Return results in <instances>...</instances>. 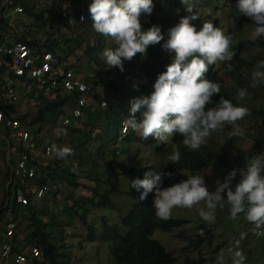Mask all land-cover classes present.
Segmentation results:
<instances>
[{
    "label": "rangeland",
    "instance_id": "374dc122",
    "mask_svg": "<svg viewBox=\"0 0 264 264\" xmlns=\"http://www.w3.org/2000/svg\"><path fill=\"white\" fill-rule=\"evenodd\" d=\"M30 1L36 2L35 10L37 12H40L47 5L48 8L51 6L50 0ZM179 1L181 2V0ZM62 2L63 5H65L67 12L71 13L73 9L82 12L83 19L72 18V21L69 25H59L60 32H62L66 38L65 42L69 43L70 46H73L77 42L78 46H76L73 51L71 49L69 51L67 50L66 55L64 52L59 50H57V52L64 59L69 61L77 60L81 65L85 66L87 62L89 63V54H87V52L86 54H83L82 50L87 46V41L92 43L91 39L93 37L94 29L92 26H87L86 23L80 24V22L85 20L86 11H88L89 4L91 2L89 0H62ZM192 2L195 5L194 11L199 16V19L192 21L197 30L202 27L204 22H211L210 20H212L214 17L216 18V25L214 26L220 28L224 33L226 30L231 28L232 22L228 12V6H226V0H222L218 5V8L213 7L214 4H217V0H192ZM164 10L165 11L161 14L158 9H156L158 12L153 14H155L157 18L164 20V22H171L172 25H176L179 23L181 17L188 15L184 6L182 9L180 8L176 12L170 11L169 7L168 9L164 8ZM42 15L45 16L46 12H43ZM16 16H21V14L17 15V13H14L13 15H10L8 19V22L12 25V31L15 35L11 37L12 39L17 38L20 34L24 35L27 32L36 35L42 30L41 25H39L40 23L34 24L35 21L33 20L32 16L28 18V15L24 13L21 18L22 23L17 21ZM141 16L145 21L150 23L153 22V18L149 15H144L142 13ZM44 24L49 26L48 19L44 20ZM254 28L255 25L246 24L242 29L241 34L234 35V38L236 39L238 36L251 38V33L253 32ZM36 36L39 37L41 41L46 40L47 38H57L56 33H53L51 30L44 33L42 32ZM263 37L264 36L259 38ZM106 39L105 46H109L111 42L114 43L111 38L106 37ZM232 51L234 52L235 58L233 56L231 61L217 62L215 64V68L219 75L220 82L224 86H229L231 83H233V77L237 72H239L246 82L244 87H237L236 103L234 105L245 107L249 110V114L245 116L244 119L237 122L241 129L244 130V135L230 136L229 134L231 132L232 126L225 124L226 128L222 126V128L211 134L213 136L215 148L218 150L219 147L221 148L222 157L218 160H211L207 165L191 171L185 168L175 167L173 174H177L179 179L175 180L170 177V179L165 184V187H169L174 183H179L189 176L200 175L203 176L209 192H214L216 188L219 187V184L224 181V178L227 176V174L231 171L230 165L232 159H234V161L237 162L240 167H242L250 163L251 157L253 156L264 157V83H258L256 87H252V74L256 71H264V67H261L262 63H264V49L256 44H253L248 45L247 47L241 46L240 51ZM97 53L98 50L96 51V54ZM73 54L75 55L73 56ZM98 55L102 61H105L102 52H99ZM174 56V52H168L164 49H159V51H157L156 57L153 59H150L147 53L144 56H141V54L137 53L133 57V59L136 60V69L140 70L141 73L147 78V88L154 91L153 85L155 81L148 80L160 73L158 70L160 66L166 67L169 65L173 61ZM162 58L165 62L161 64L159 63V60ZM245 59L249 60V62L247 63ZM238 60H244L243 64L235 65ZM229 65H231V67H229ZM89 68V70H91L90 66ZM97 89L106 99L108 103L107 110L109 113L111 112L110 109L112 108V104H114L120 97L125 96L123 90L119 89L118 87L113 90L107 86L99 85ZM20 90H23L22 86L18 87V93H20ZM240 90H245L246 92V95L242 99L239 98L238 95ZM0 101L3 104L1 96ZM39 101V99H25L20 93L18 100L14 104L15 112L17 114L25 112L27 117H30L39 107L41 102ZM94 101H92L90 104L92 107L95 106ZM68 105V103H64L62 105L64 112L69 111ZM3 106L5 105L3 104ZM140 117L141 115L139 118ZM59 118L60 115H57L53 124L45 122L40 125L41 121L33 122L35 127L38 125L40 126L39 132L38 134H35V136L40 138H43L42 136L48 137L52 141V145L55 144L61 147L67 146L73 149V146L76 144L77 133L76 131L69 130L68 128L58 126L57 122ZM101 119L102 122L99 126V133L101 132L100 129L102 128L104 122L103 115L101 116ZM21 122L22 121H20V123ZM26 122L27 121L25 120L21 124L24 125ZM26 127L31 131V127ZM31 133L33 132L31 131ZM133 133L138 134L135 136L140 138L139 132L133 131ZM7 137L9 138L12 146H15L16 139L10 134L7 135ZM120 137H116L115 141L110 142L109 144H104L103 146L104 150L106 151V156L109 155V148L113 149L116 155L113 158L112 164L117 181L120 183V190L117 193L110 194L111 200L115 202L114 206L110 207L109 209H106V206L91 207L86 213V222L84 223H81L76 217H74L71 223H66L63 220H60L57 224V228L61 234L60 237H62V248L70 255V258L66 263L123 264L119 262L117 263L114 257L111 255V252L108 248L111 240L108 239L107 241H104L100 238V224L98 222H96L95 228L92 229L95 237L99 236V238L94 240L86 239L88 226L87 222H89V219L93 221L98 220V217L95 216L100 215L102 217L108 218L105 220L107 228H114L117 231L122 229L119 223V217L127 210V206L130 204V201L125 193V190L129 185V181L125 179L120 174V172L122 168H126L129 163L133 165H143L148 163L161 164V162H169L174 164L169 160V158H164L161 160L158 157V154L154 152L152 145V143H156L163 146L164 143L169 140V138L164 142L153 138L150 142L140 143V139L137 138H134V140H128L124 139L125 136L123 138ZM55 138H59L61 142L56 143ZM98 143V139L91 141L90 148L93 150L96 149ZM169 143L172 142H167L166 145ZM96 157L99 158V162H102L100 156ZM48 159L49 158L42 159L41 163H46V160ZM68 159L69 157L63 159V165L65 167H67ZM15 160L16 158H14L13 161L11 160L12 165L14 164ZM71 166L74 168L75 162L72 163ZM7 167L9 168L6 162V150H2V139H0V208L4 206L3 203L7 199V196H10V193H5L8 179ZM79 180L85 183H90L89 180L83 177H79ZM238 180L239 176L233 179V189ZM47 185V193L36 200V202H33V206H24L16 214V239L19 245L22 247L28 243H31V241H34L28 237H25L27 222L33 221V219L29 217L31 208L35 210H39L40 208L47 209V211L50 210L56 214L64 204L71 203V197L68 196V199L65 198V196H67L69 193L72 194V197L76 199L78 198V201H81L83 196L89 195L88 190L84 187L72 186L70 184L65 185L63 183H47ZM53 192L55 195L52 194ZM198 209H204L205 211L208 210L206 208L205 202H201L200 204L193 206L191 209L174 208L171 217L184 219L182 223L179 226L170 227L168 230H161L158 228L153 230L152 236L157 238L163 244L165 249L174 256L172 261L165 264H216L218 261L225 260L230 255L233 256V252L235 250L242 251L246 256L245 264H264V238H262V240L256 239L254 236L250 235V232H247L248 229L247 225L245 224L247 219L245 218L244 213L238 214L236 219L233 220L230 218L229 207L227 204H224L223 206L217 205V208L214 212V219L211 222H207L200 217ZM6 218L7 214L5 213V210H1L0 231L2 228V223L6 220ZM40 218L46 222V225L43 226L46 230H48L46 234L51 236L52 229L50 231V218H48V216L45 217V215H41ZM31 228L32 227H29L28 229ZM195 233H199L201 236L196 238L195 243H193L189 240L193 238ZM242 233L246 234L243 239H241ZM237 241H239L238 248L236 247ZM214 246L217 247L214 251H212ZM58 247H60V241ZM230 249L232 251H230Z\"/></svg>",
    "mask_w": 264,
    "mask_h": 264
},
{
    "label": "trees",
    "instance_id": "16d2710c",
    "mask_svg": "<svg viewBox=\"0 0 264 264\" xmlns=\"http://www.w3.org/2000/svg\"><path fill=\"white\" fill-rule=\"evenodd\" d=\"M14 1L16 3H19L22 8L20 11L14 12L17 13V15L21 14V16H16L18 22L22 23L21 18L22 15L25 13L28 15V18L32 16L33 20L35 21L34 24L40 23L39 25H41L42 30L39 31L36 35H39L42 32H47L49 30H51L53 33H56L57 35L56 39L47 38L46 40L41 41V39L35 34H30V32H27L24 35L20 34L15 39L23 40L27 44L34 45L36 48L49 49L55 55L58 53L57 50L64 52L66 55L67 50L69 51L71 49L73 51L74 48L78 46L77 42L73 46H70L69 43L65 42L66 38L59 30V25H67L65 17L69 13L66 11L65 5H63L62 0H50L51 6L49 8L48 5L45 6V8L42 9L40 12H37L35 10L36 2H31L30 0ZM89 1L92 2V0ZM217 1V4L213 5L214 8H218V5L221 3L222 0ZM226 1V6H228V12L231 17L232 25L230 29L226 30L225 34L232 36L231 50H235L237 52L240 51L241 46L247 47L248 45L253 44H256L264 49V37L258 38L256 40L244 36H238V38L236 39L234 38V35L241 34V31L246 24H254L250 18L245 17L239 13L236 5L237 0ZM168 7L170 8V11L176 12L178 9L183 8V4L179 0H154L153 10L151 14L143 13L144 15H149L150 17H152L153 22H147L144 20V18H142V16H140L142 31H147L149 27L155 24L160 26L161 32L164 35V40L155 45H150L147 48L146 53L150 59L156 57L157 51H159V49H163L162 45L166 42L168 38V30L171 27L175 26L172 25L171 22H164V20L157 18L156 15L153 14L157 13L158 11L162 14V12L165 11L164 8L168 9ZM156 9H158V11H156ZM3 11V14L0 15V41H8V39H12L11 37L15 35L12 31V25L8 22V19L11 15L8 12L9 9L5 7ZM77 11L73 9L71 15L75 16ZM43 12H46L45 16L42 15ZM45 19H48L49 26H46L44 24ZM210 21L211 23H213V25H216L215 17L212 18V20ZM85 23L87 24V26H92L89 11H86L85 20H83V22H80V24ZM91 40L92 43H89L87 41V46L82 50L83 54H86V52L87 54H89L88 64L91 67V70L89 71L97 70L98 72H104L107 76H109L110 73L114 74V77L109 76L102 79V81L97 84V87H99V85H103L113 90L118 87L119 89L123 90V93L125 95L124 97H120L114 104H112L110 113L107 110L108 103L104 107L99 106V94H97V96L93 100H91H95L94 107L89 104V106L83 108L81 116L74 117L69 114V111L64 112L62 108V105L64 103H68L69 108L73 104V93H62L58 89L50 90L44 93L41 88H36L35 94L32 92V90H22L21 92V95L25 99H39L41 101H39V107L30 117H27L25 112L17 114V117L20 119V121H27L26 123H24V125L21 124V126H29L31 127L30 129L33 134H38L40 126L38 125L35 127L33 122L41 121L40 125L45 122L53 124L57 115H60L57 125L68 128L69 130L76 131L77 133L76 144L73 146L72 149L73 155L68 156L69 159L67 161V167L63 165V159L54 157L53 154L51 158L46 160V163L44 164L41 163V160L44 158H40L36 160L38 162L37 164H35L36 172L34 181H36L38 184H70L72 186L84 187L89 192V195L83 196L81 201H78V198L76 199L72 197V194L69 193L67 196H65V198L68 199V196L71 197V203L64 204L56 214H54L50 210L47 211V209L42 208H40L41 210H35L33 208L30 209L29 217H31L33 221L27 222L25 237L34 240L33 242L36 243L40 248L39 250L41 257L37 264H69L66 262L70 258V255L67 251L62 248V237H60L61 234L57 228V224L60 220H63L66 223H71L72 219L76 217L78 221L84 223L86 222V213L91 207L106 206V209H109L110 207L114 206L115 202L111 200L110 194L117 193L120 190V183L117 181V178L114 173V167L112 164L113 158L116 155L113 149L109 148V155L106 156V151L104 150L103 146L104 144H109L110 142L115 141L116 137L118 136V119L119 116L128 108V106H131L129 102L134 98L150 95L151 92H153V90L147 88V78L141 73L140 70L136 69L135 59L123 62V72H121L116 67L109 68L105 61L101 60L98 53H103L105 49L109 48L115 50L117 45L111 42L109 46H105L107 40L106 37L101 34H98L97 32H95V30ZM97 50L98 53L96 54ZM74 55L75 54H73V56ZM243 61L244 60H238L235 65L243 64ZM245 61L247 63L249 62V60L246 59ZM164 62L165 61L163 60V58L159 60V63L161 64ZM158 70L160 71L159 74H161L166 71V67L160 66ZM5 71L6 65L0 64V77ZM158 75L154 76L148 81H156ZM205 78L212 82L218 83L221 86L220 93L213 95L212 103L207 105L206 109L215 107L216 104L219 103L220 97L231 101V103L235 105L237 87H244L246 85L245 80L239 74V72L234 75V81L233 83H231V85L224 86L223 84H221L219 75L215 68V64L209 66V71L206 73ZM101 97L104 98L102 93ZM2 102L5 106H3L0 101V108L3 110L4 113H6L7 104H5L4 101ZM138 113L136 114V117L139 120L141 117L139 118L140 114ZM102 115L104 122L102 128L100 129L101 132L99 133V126L102 122ZM223 127L226 128V125H224ZM135 135L138 134H134L131 129H128L127 132L124 133L120 138H123L124 136V139L128 140H134V138H137L140 139V143L150 142L154 138L152 136H149L147 139H142L141 135L140 138ZM42 137L45 138V136ZM95 139H98L99 143L96 149L93 150L90 148V142ZM55 142L59 143L61 142V140L59 138H55ZM167 142L172 143L166 145ZM167 142L164 143L163 146L156 143H152L154 152H156L158 154V157L162 160L164 158H169L174 152L179 151L180 160L178 163L171 164L169 162H161V164L148 163L143 165H133L129 163L126 168H122L120 174L130 182L131 180L137 178L143 179L144 173L146 171H154L162 175L161 188H164L165 184L170 179V177L175 180L179 179V176L177 174H173V170L175 169V167L185 168L191 171L207 165L211 160H218L222 157L221 148L219 147V150L215 148L212 135L207 139L206 144L202 145L199 150H190L189 148H187L183 144V137L178 133H175L172 137H169V140ZM96 156H100L102 162H99V158H97ZM231 161V170L244 168L240 167L238 163L234 161V159H232ZM74 162L75 167L73 168L71 164ZM165 173H171V176H166L164 175ZM79 177H83L89 180L90 183L80 181ZM47 191L45 193H47ZM140 191L142 192L143 189H141ZM9 192L10 188L8 183L5 193L8 194ZM54 192L52 193L53 195H55ZM125 193L130 201V204L127 206V210L123 212L119 217V223L122 229L120 231H117L114 228H107L105 220H107L108 218L98 215L95 216L98 217V220L93 221L89 219V222H87L88 226L86 239L94 240L98 239L99 236L104 241L110 239L111 242L109 243L108 248L117 263L119 262L123 264H165L167 262L172 261L174 259V256L168 250L165 249L163 244L157 238L152 236V232L155 228L161 230H168L170 229V227L179 226L184 219L174 217H170L168 220L158 219L155 216V210L152 207V203L154 200V192L148 193L147 198L143 201H139L140 192H137L135 189L129 187V185L125 190ZM6 207L7 205L1 207L0 212L1 210L4 211ZM15 207L16 206L13 205L11 210L14 211ZM16 214L17 213L15 212V217ZM41 215H45V217L48 216V218H50V231L52 229L51 236H48L46 234L48 230L43 227L44 225H46V222L44 220H41ZM96 222L100 224V231L98 237H95V234L92 229L95 228ZM245 224L247 225V232H250L251 236H254V238L261 240L262 238H264V234L260 236L251 234L252 223L246 220ZM29 227L32 228L28 229ZM16 234L17 230L15 229L14 234L10 237V239L15 238ZM200 236L201 235L199 233H195L193 238H190L191 240L189 241L195 243V239ZM59 241L60 247H58ZM216 247L217 246H214L212 248V251H214ZM216 264H233V256L230 255L225 260L218 261Z\"/></svg>",
    "mask_w": 264,
    "mask_h": 264
},
{
    "label": "clouds",
    "instance_id": "9594fccd",
    "mask_svg": "<svg viewBox=\"0 0 264 264\" xmlns=\"http://www.w3.org/2000/svg\"><path fill=\"white\" fill-rule=\"evenodd\" d=\"M181 3L188 15L181 17L179 23L168 30V38L162 45L165 51L175 53L174 59L166 66V71L158 75L150 95L129 102V115L122 125L125 132L131 129L139 132L142 139L152 136L162 142L178 133L187 148L199 150L211 134L225 124L232 126L230 136H243L244 130L237 122L244 119L249 110L234 106L223 97L215 107L206 109L212 103L213 95L220 93L221 87L206 79V73L210 65L233 59L232 36L211 22H204L197 30L192 23L199 19L194 11L195 5L192 0H181ZM236 5L239 13L250 18L255 25L251 39L264 36V0H237ZM152 10L153 0H92L89 4L95 32L111 38L118 46L115 50L103 51L109 68L116 67L123 72L124 61L132 60L137 53L146 55L150 45L164 40L158 25L142 31L140 16L142 13L151 14ZM252 79V87L264 83V71L254 72ZM238 95L242 99L246 95L245 90H240ZM138 112L141 115L139 120L136 117ZM50 152L61 159L73 155L71 148L55 144ZM169 160L178 163L180 152H174ZM164 175L171 176V173ZM237 176L239 180L233 189L232 181ZM161 184L162 175L154 171H146L143 179L129 182V187L140 192L139 201L154 192L152 207L160 220H168L174 208L191 209L205 202L208 210L198 209V212L204 221L211 222L217 205L227 204L231 219L244 213L247 221L264 234V157L253 156L244 168L231 170L214 192H209L200 175L189 176L169 187L161 188ZM245 235L242 233L241 239ZM238 245L239 241L236 242L237 248ZM245 261L242 251L233 252V264H245Z\"/></svg>",
    "mask_w": 264,
    "mask_h": 264
},
{
    "label": "built area",
    "instance_id": "2783aa9c",
    "mask_svg": "<svg viewBox=\"0 0 264 264\" xmlns=\"http://www.w3.org/2000/svg\"><path fill=\"white\" fill-rule=\"evenodd\" d=\"M5 7L11 15L22 9L14 0H0V15ZM72 18L83 19V13L77 11L76 15L72 16L69 12L65 17L67 25ZM0 64L6 65V71L0 77V93L2 101L7 104L6 113L0 108V123H3L10 130V135L16 139V160L10 165V169L8 168L7 184L9 183L10 196L8 195L4 203L7 205V218L0 231V264H37L41 257L38 245L31 241L17 249V240L10 237L16 229L15 212L24 206H33V202L48 190L47 183L38 184L34 181L35 164L40 158H51L52 141L47 137H36L28 128L21 126L14 109V103L20 96L17 88L22 86L23 90H32L34 94L36 88H41L44 93L55 89L62 93H73V104L69 113L78 117L97 94L100 96L99 106L107 105L97 89V84L105 77H114V74L107 76L97 70L87 71L77 60H66L49 49L36 48L20 39L0 41ZM129 109L130 106L118 119V134L121 136L126 133L122 121L128 117ZM13 205L16 206L14 211L11 210ZM260 233L261 230L252 225V234L260 236Z\"/></svg>",
    "mask_w": 264,
    "mask_h": 264
},
{
    "label": "crops",
    "instance_id": "0c3cea01",
    "mask_svg": "<svg viewBox=\"0 0 264 264\" xmlns=\"http://www.w3.org/2000/svg\"><path fill=\"white\" fill-rule=\"evenodd\" d=\"M58 55H59V53H57ZM81 66H83L84 68H86V70L87 71H89V64H88V62L86 63V65L84 66V65H81ZM18 89V88H17ZM1 90V89H0ZM22 92V90H20V93ZM0 96L2 97V95H1V93H0ZM2 100V99H1ZM15 104V103H14ZM129 107V106H128ZM14 108H15V106H14ZM128 109V108H127ZM127 109L124 111V112H126L127 111ZM70 114V113H69ZM138 114H140V113H138ZM71 115V114H70ZM72 116V115H71ZM75 117V116H74ZM3 131H2V130ZM9 134H11L10 133V130L8 129V128H6L4 125H3V123H0V139H2V150L4 149V150H6V162H7V165L9 166V169H10V165H12L11 164V160L13 161V159L14 158H16V149H15V147L14 146H12V144H11V142H10V140H9V138L7 137V135H9ZM121 135H119L118 134V136H117V138L118 137H120ZM5 145V146H4ZM7 170H8V167H7ZM6 189V188H5ZM5 192H6V190H5ZM9 194V193H8ZM7 198H8V196H7ZM7 200V199H6ZM6 200L4 201V203L6 202ZM3 203V204H4ZM6 210V209H5ZM2 229V228H1ZM15 240H17L16 239V236H15ZM17 249H20L19 248V243L17 242Z\"/></svg>",
    "mask_w": 264,
    "mask_h": 264
}]
</instances>
